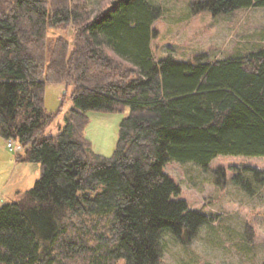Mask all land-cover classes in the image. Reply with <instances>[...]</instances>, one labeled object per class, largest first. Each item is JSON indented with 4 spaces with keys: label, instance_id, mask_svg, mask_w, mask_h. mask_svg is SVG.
Instances as JSON below:
<instances>
[{
    "label": "trees",
    "instance_id": "1",
    "mask_svg": "<svg viewBox=\"0 0 264 264\" xmlns=\"http://www.w3.org/2000/svg\"><path fill=\"white\" fill-rule=\"evenodd\" d=\"M192 7L218 16L264 0ZM161 13L148 0H99L95 11L88 0H0V138L40 167L31 188L0 206V264H157L162 231L188 239L206 221L175 199L164 165L264 157V48L156 61ZM69 26V41L49 36ZM48 83L72 86L55 135L44 133L56 118L45 110ZM125 108L112 155H93L86 113Z\"/></svg>",
    "mask_w": 264,
    "mask_h": 264
},
{
    "label": "rangeland",
    "instance_id": "2",
    "mask_svg": "<svg viewBox=\"0 0 264 264\" xmlns=\"http://www.w3.org/2000/svg\"><path fill=\"white\" fill-rule=\"evenodd\" d=\"M148 1L162 10L152 26L151 51L156 61L166 57L183 61L201 53L216 60L264 48V8L213 16L193 12V4L206 0ZM88 2L95 11L99 0ZM71 35V26L49 31V36L68 41ZM71 91V85H45V110L56 115L45 128V135L57 134L63 125L72 108ZM128 112L125 108L119 113H86L84 135L93 155H112L119 123ZM6 142L0 138L4 147L0 150V192L4 195L12 192L15 183L5 182L10 161H15V152L6 147ZM33 165L38 167L37 179L40 167ZM163 172L179 187L180 194L175 199L184 201L189 210L199 212L206 221L188 239L184 235L175 239L169 231H162L157 264H264V157L217 156L206 168L172 161L164 165ZM234 179L247 182L248 189L235 184Z\"/></svg>",
    "mask_w": 264,
    "mask_h": 264
},
{
    "label": "crops",
    "instance_id": "3",
    "mask_svg": "<svg viewBox=\"0 0 264 264\" xmlns=\"http://www.w3.org/2000/svg\"><path fill=\"white\" fill-rule=\"evenodd\" d=\"M15 145H16L17 152H20L21 149L19 148V146L16 143ZM3 148H4L3 145L0 144L1 151H3ZM17 152L15 151V153ZM15 157L16 156L14 155V158ZM10 163H11V166L9 169L11 170L8 176H6L7 180L5 182L7 183L13 180L15 183L13 182L14 187L12 188L11 193L4 195L0 192V205H2L3 203L13 201L11 199L16 197L17 192H22V191L29 189L34 184L36 175L38 173V170H37L38 167H36L35 165L31 163H23V162L16 160V158L14 162L10 161ZM13 173H15L14 178H13Z\"/></svg>",
    "mask_w": 264,
    "mask_h": 264
},
{
    "label": "built area",
    "instance_id": "4",
    "mask_svg": "<svg viewBox=\"0 0 264 264\" xmlns=\"http://www.w3.org/2000/svg\"><path fill=\"white\" fill-rule=\"evenodd\" d=\"M6 147L11 151L13 150L14 152L17 150L13 140H7Z\"/></svg>",
    "mask_w": 264,
    "mask_h": 264
}]
</instances>
